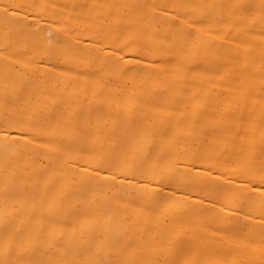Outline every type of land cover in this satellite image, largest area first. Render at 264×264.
Wrapping results in <instances>:
<instances>
[{"label":"bare ground","instance_id":"bare-ground-1","mask_svg":"<svg viewBox=\"0 0 264 264\" xmlns=\"http://www.w3.org/2000/svg\"><path fill=\"white\" fill-rule=\"evenodd\" d=\"M0 264H264V0H0Z\"/></svg>","mask_w":264,"mask_h":264}]
</instances>
